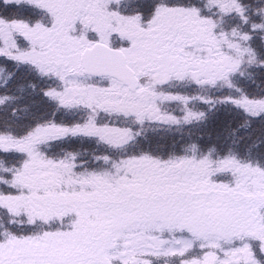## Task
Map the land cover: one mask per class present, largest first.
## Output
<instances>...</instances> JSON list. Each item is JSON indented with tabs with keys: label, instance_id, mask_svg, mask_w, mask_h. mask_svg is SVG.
I'll use <instances>...</instances> for the list:
<instances>
[{
	"label": "snow or ice",
	"instance_id": "6c2138e0",
	"mask_svg": "<svg viewBox=\"0 0 264 264\" xmlns=\"http://www.w3.org/2000/svg\"><path fill=\"white\" fill-rule=\"evenodd\" d=\"M0 264H264V0H0Z\"/></svg>",
	"mask_w": 264,
	"mask_h": 264
}]
</instances>
